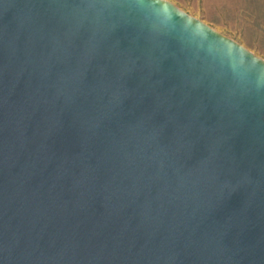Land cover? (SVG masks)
<instances>
[{
  "label": "water",
  "instance_id": "1",
  "mask_svg": "<svg viewBox=\"0 0 264 264\" xmlns=\"http://www.w3.org/2000/svg\"><path fill=\"white\" fill-rule=\"evenodd\" d=\"M0 264H264V58L170 0H0Z\"/></svg>",
  "mask_w": 264,
  "mask_h": 264
},
{
  "label": "rangeland",
  "instance_id": "2",
  "mask_svg": "<svg viewBox=\"0 0 264 264\" xmlns=\"http://www.w3.org/2000/svg\"><path fill=\"white\" fill-rule=\"evenodd\" d=\"M180 8L191 15L207 22L222 33L230 36L247 48L255 51L259 50V56L264 58V37L256 38L251 32L247 31L245 25H240L238 16L233 11L239 10L240 5L244 4L247 8H252L253 4L257 5L259 0H170ZM264 3V0H260ZM264 6V5H263ZM239 12V11H237ZM206 19H209L207 21ZM247 22V21H246ZM264 33V30L262 31Z\"/></svg>",
  "mask_w": 264,
  "mask_h": 264
},
{
  "label": "crops",
  "instance_id": "3",
  "mask_svg": "<svg viewBox=\"0 0 264 264\" xmlns=\"http://www.w3.org/2000/svg\"><path fill=\"white\" fill-rule=\"evenodd\" d=\"M176 4H180V3L177 2ZM263 5L264 3H261L259 0V2H257V5L253 4L252 8L246 9L247 6L242 4L239 6L240 7L239 10L233 11V14L238 16V19H239L238 22H240V25H245L247 28V31L251 32L252 35L255 37V39L256 38L262 39L264 37V33H262V31L264 30V6ZM206 20L209 21V19H206ZM249 49L251 50V48ZM256 52L259 53L260 51L256 50Z\"/></svg>",
  "mask_w": 264,
  "mask_h": 264
}]
</instances>
